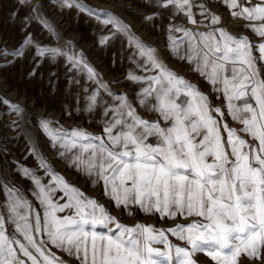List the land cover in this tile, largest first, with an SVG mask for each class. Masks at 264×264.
Returning <instances> with one entry per match:
<instances>
[{"label":"snow or ice","instance_id":"snow-or-ice-1","mask_svg":"<svg viewBox=\"0 0 264 264\" xmlns=\"http://www.w3.org/2000/svg\"><path fill=\"white\" fill-rule=\"evenodd\" d=\"M17 3L27 7L29 0ZM222 3L230 9V18L247 22L238 27L264 40V0ZM63 6L75 5L73 0H63ZM154 6L198 23L192 0H154ZM200 9L201 15L211 17V25L220 24L218 14L204 5ZM17 15L13 11L12 17ZM103 22L116 31H128L111 16ZM205 27L209 30L174 27L172 31L182 36L179 40L169 36L171 51L222 95L239 129L223 123L219 117L224 113L207 95L134 37L129 45L137 49L133 56L140 59L132 62L154 74L128 73L129 81L141 85L136 103L120 95L117 103L105 104L101 135L84 128H53L49 121H41L53 146L60 149L59 156L93 184H101L115 208L137 207L161 220L181 217L189 223L178 222L171 228L128 226L55 172H48L51 182L45 184L26 169L24 175L34 185L33 195L42 212L17 189L7 188L6 202L0 205V264H66L49 245L77 264H195V253L205 254L213 264H240L242 256L248 261L264 257V75L257 66L258 61L264 62V42L254 45L225 26ZM25 44H31V39ZM0 51L23 54L22 50ZM36 54L53 59L67 55L58 48L39 47ZM68 61L95 79L94 69L81 59L68 56ZM86 99L91 113L99 92ZM0 103L21 111L10 101ZM137 106L157 119H144ZM42 167L47 170L46 162ZM57 193L62 194L57 197ZM168 233L186 247L174 245Z\"/></svg>","mask_w":264,"mask_h":264},{"label":"rangeland","instance_id":"rangeland-1","mask_svg":"<svg viewBox=\"0 0 264 264\" xmlns=\"http://www.w3.org/2000/svg\"><path fill=\"white\" fill-rule=\"evenodd\" d=\"M256 2L258 0H253V3ZM73 3L75 6L69 9L63 6V0H29L27 7L18 4L17 0H0V49H6L8 53L22 50L23 53L14 56L0 51V100L10 101L11 105H18L21 109L15 112L9 105L0 103V205L6 202L7 188L14 187L36 210L42 212L33 195L34 185L24 175L27 169L45 184L51 182L48 172H55L103 205L125 225L142 223L156 228H171L178 222L187 225L189 221L181 217L161 220L157 215L145 214L137 207L115 208L101 184H93L92 179L59 156L60 149L53 146L41 121H49L53 128H84L94 135H101L105 119L101 112L105 104L111 106L117 103L120 95H126L136 103L135 97L141 85L129 81L128 73L154 74L141 71L132 62L133 59H140L138 55L133 56L137 49L129 45L134 37L155 49L170 70L207 95L212 105L224 113L223 117H219L223 123L239 129L241 126L232 120L222 95L193 72L186 60L181 61L173 54L169 36L177 40L181 38L182 33L172 31L177 26L205 32L209 30L205 26L209 25L225 26L232 35L247 36L254 45L264 40L250 29L238 27L247 22L230 18V9L224 6L222 0H192V12L198 22L195 25L182 15L173 16L171 10L156 8L154 0H73ZM200 5H204L208 12L218 14L220 24L211 25V17L207 13L201 15ZM13 11L18 15L12 17ZM149 15L153 18L145 19ZM109 16L122 22L128 31H116L112 24L105 25L103 21ZM29 38L31 44H25ZM102 38L104 43H101ZM38 47L58 48L67 55L55 59L41 57L36 54ZM183 50L180 49L181 52ZM253 54L259 56L255 49ZM68 56H76L91 66L97 74L95 79H89L82 68L73 67ZM257 66L264 75V62L258 61ZM101 83L106 87H101ZM97 91L98 105L89 113L86 98ZM137 111L144 119H157L155 114L147 113L139 106ZM43 162H46L47 170L42 167ZM61 194L57 193V197ZM168 236L174 245L186 247L170 233ZM49 247L66 264H77L63 251L51 245ZM157 247L163 250L162 245ZM193 259L195 264H213L203 253H195ZM240 264H264V257L259 261H248L242 256Z\"/></svg>","mask_w":264,"mask_h":264}]
</instances>
